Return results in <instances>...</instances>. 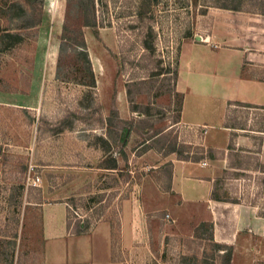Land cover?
Listing matches in <instances>:
<instances>
[{"label": "rangeland", "instance_id": "1", "mask_svg": "<svg viewBox=\"0 0 264 264\" xmlns=\"http://www.w3.org/2000/svg\"><path fill=\"white\" fill-rule=\"evenodd\" d=\"M32 1L0 0V264H45L39 217L57 201L67 204L72 230L77 220L89 228L111 220L114 258L133 264L118 243L121 217L138 223L146 182L168 178L169 166L159 172V165L174 156L173 143L182 155L204 154L200 129L175 124L182 52L201 67L211 65L217 47L264 63V0H93L86 5L89 25H82L79 0ZM112 163L116 168L105 167ZM233 164L246 168L215 181L213 197L256 206L260 215L263 163L243 153ZM29 175L41 180L28 184ZM238 212L223 216L225 232L219 227L214 240L231 247L230 264H264V216L230 239ZM211 231L204 225L197 232ZM214 240L193 245L166 235L162 246L151 239V247L169 256L193 247L204 251L202 264H223L224 246L217 249Z\"/></svg>", "mask_w": 264, "mask_h": 264}, {"label": "crops", "instance_id": "2", "mask_svg": "<svg viewBox=\"0 0 264 264\" xmlns=\"http://www.w3.org/2000/svg\"><path fill=\"white\" fill-rule=\"evenodd\" d=\"M214 52L212 60H215L210 66L202 67L197 64L196 56L187 58L184 55L188 52H182L175 82V90L181 93L175 124L182 131L200 129L201 146L214 148L217 155H204L195 160L179 158L171 152L174 156L159 165V172L165 164L169 166L168 178L163 181L162 176H158L146 182L148 193L144 191L146 197L140 201L143 215L138 223L121 217L118 243L128 250L126 262L177 264L162 260L165 249H153L151 239L162 246L166 235L194 238L196 226L203 221L213 223V234L219 227L224 233L223 216L232 208L239 211L232 223V235L244 224L251 223V218L261 219L256 206L219 200L213 197V189L215 181L224 177L225 169L246 168L233 164V159L243 153L254 154L264 164V72L261 69L264 63L262 59L252 63L246 54L234 58L237 52L231 49L217 47ZM33 208L42 212L41 208ZM46 209L50 212L39 217L45 264H124L123 260L114 258L111 220H98L77 233L72 230V224L67 226L65 202H54ZM148 218L151 225L155 221L151 234ZM159 222L162 226L156 228ZM220 237L228 239L223 234ZM180 241L182 245L184 240Z\"/></svg>", "mask_w": 264, "mask_h": 264}, {"label": "trees", "instance_id": "3", "mask_svg": "<svg viewBox=\"0 0 264 264\" xmlns=\"http://www.w3.org/2000/svg\"><path fill=\"white\" fill-rule=\"evenodd\" d=\"M26 2L28 4H31L32 6V3L33 1L32 0H26ZM87 3H90L92 6H93V0H89L87 2H83L82 0H79L78 1V5L80 4H84V15H85V20L83 21V24L82 25H89L90 24V20L88 19L87 17V14H88V9H87ZM228 5H224L223 7L225 8H231V9H237L238 5H230V7H227ZM80 8H81V5H80ZM39 21V18L36 17V19H31L29 21V24H34L35 22ZM63 32L66 31L65 28H63ZM81 34V32H80ZM7 35L9 36H13L15 35L14 33L10 32V31H7ZM64 38V37H63ZM80 45L82 46V52L84 54H86L85 50L83 51V47L85 46V42L83 40V38L81 39L80 41ZM86 62L88 63V60L85 59ZM91 68H89L90 70ZM91 71V70H90ZM121 121H124L123 119H121ZM128 135H129V131L126 130L124 133H123V141H125L127 138H128ZM203 148V152L204 154L202 156H198V157H193L191 155H182V150L181 149H178L176 146H175V143H173V146H171V148L169 149V152H175L177 157L179 158H183V159H195V160H198L199 158L201 157H204L207 156V157H215L217 155V153H214V152H218L217 150H215L214 148L212 147H207V148H204V146H202ZM214 153V154H212ZM264 165V164H263ZM262 165V166H263ZM105 167H108V168H116V164L115 163H112L108 166H105ZM264 167V166H263ZM227 173V170L225 169L223 171V176ZM216 198V197H214ZM218 199V198H217ZM225 201H231V202H238L237 199H232V200H227V199H223ZM260 215L264 216V212L263 211H258ZM75 223V222H74ZM71 225L69 219L67 220V226L69 227ZM204 225H207L212 231L211 233L208 235V236H204L202 233H199L198 234V230L200 229L201 226H204ZM89 228L88 225H80V222L79 220L76 221L75 223V229L73 230L74 232H80L82 231L83 229H87ZM229 236H230V239H231V232L229 231ZM213 223L212 222H209V223H206V221H203V222H200L196 228H195V234H194V238H191L189 239L190 243L193 244V245H200L202 244V241H204L205 239L207 240H214V236H213ZM223 236H226V235H223ZM168 239H170V237H168ZM213 245L217 248V249H221V247L224 246V249H222V253L220 255V258H221V261L223 262V264H230V261H231V258H232V250H231V247H229V245L227 244H222L221 242L219 241H213ZM191 248V251H188V252H185L183 250L179 251H174V252H171V256H169L167 254V251L164 250L162 255H161V259L162 260H165V261H169V262H173V263H177V264H202L201 260H198V258H200V256H203V258H205V254L203 255L204 251H201L200 254H198V252L196 250H193V247H190ZM190 252V253H189ZM205 262V261H204Z\"/></svg>", "mask_w": 264, "mask_h": 264}, {"label": "built area", "instance_id": "4", "mask_svg": "<svg viewBox=\"0 0 264 264\" xmlns=\"http://www.w3.org/2000/svg\"><path fill=\"white\" fill-rule=\"evenodd\" d=\"M41 180L39 175H29L27 178V183L37 184Z\"/></svg>", "mask_w": 264, "mask_h": 264}]
</instances>
